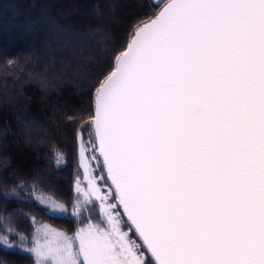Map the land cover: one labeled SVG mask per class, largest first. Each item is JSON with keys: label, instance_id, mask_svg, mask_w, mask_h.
Returning a JSON list of instances; mask_svg holds the SVG:
<instances>
[{"label": "snow or ice", "instance_id": "1", "mask_svg": "<svg viewBox=\"0 0 264 264\" xmlns=\"http://www.w3.org/2000/svg\"><path fill=\"white\" fill-rule=\"evenodd\" d=\"M155 8L111 37L90 72V110L67 118L71 212L36 199L75 230L37 228L26 248L35 264H264V0ZM10 219L0 215V254L27 243L10 242Z\"/></svg>", "mask_w": 264, "mask_h": 264}, {"label": "trees", "instance_id": "2", "mask_svg": "<svg viewBox=\"0 0 264 264\" xmlns=\"http://www.w3.org/2000/svg\"><path fill=\"white\" fill-rule=\"evenodd\" d=\"M154 11L155 0H0V177L17 174L0 180V215H10L7 226L17 233L10 242L19 245L23 234L25 248L30 246L41 223L68 234L75 230L74 219L45 214L36 197L52 196L71 212L76 156L69 139L74 126L67 118L90 110V72L111 37L122 41L130 23ZM41 81L55 87L45 88ZM57 152L64 164L57 165ZM21 181L28 187L4 200L3 193ZM33 182L42 192H32ZM25 248L0 254V264H34Z\"/></svg>", "mask_w": 264, "mask_h": 264}, {"label": "rangeland", "instance_id": "3", "mask_svg": "<svg viewBox=\"0 0 264 264\" xmlns=\"http://www.w3.org/2000/svg\"><path fill=\"white\" fill-rule=\"evenodd\" d=\"M43 224H47V223H41V224H39V225H37V227H36V229L37 228H39L41 225H43ZM49 225V224H48ZM51 226V225H50ZM51 227H53V226H51ZM53 228H55V227H53ZM36 229H35V233H34V235L36 234ZM57 229V228H56ZM58 231H62V230H60V229H57ZM33 246V243L30 245V246H28V247H26V248H30V247H32ZM26 248H25V250H26ZM34 256V255H33ZM34 260H35V257H34ZM34 264H35V262H34Z\"/></svg>", "mask_w": 264, "mask_h": 264}]
</instances>
